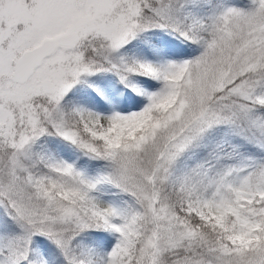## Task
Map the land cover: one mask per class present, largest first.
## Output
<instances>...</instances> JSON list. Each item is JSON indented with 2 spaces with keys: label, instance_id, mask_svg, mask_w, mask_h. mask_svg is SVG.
<instances>
[{
  "label": "snow or ice",
  "instance_id": "1",
  "mask_svg": "<svg viewBox=\"0 0 264 264\" xmlns=\"http://www.w3.org/2000/svg\"><path fill=\"white\" fill-rule=\"evenodd\" d=\"M0 264H264V0H0Z\"/></svg>",
  "mask_w": 264,
  "mask_h": 264
},
{
  "label": "rangeland",
  "instance_id": "2",
  "mask_svg": "<svg viewBox=\"0 0 264 264\" xmlns=\"http://www.w3.org/2000/svg\"><path fill=\"white\" fill-rule=\"evenodd\" d=\"M103 83H106L107 87H106V92L108 95L114 97V98H119L120 94H121V90L123 89V86L119 83V81L112 76L106 77L103 80ZM92 90L87 88L86 86L81 87L80 89H78L76 96L77 98H81V96H83V98H87V102H89V106L91 109L93 110H100L99 106L92 101L89 93ZM101 103H106L105 101L101 100ZM60 151L62 152L63 155H65L67 158H72L74 159L76 157V153L74 152V150L67 148L66 146L63 145H58Z\"/></svg>",
  "mask_w": 264,
  "mask_h": 264
},
{
  "label": "trees",
  "instance_id": "3",
  "mask_svg": "<svg viewBox=\"0 0 264 264\" xmlns=\"http://www.w3.org/2000/svg\"><path fill=\"white\" fill-rule=\"evenodd\" d=\"M103 86L105 87V90H106V87H107L106 83H103ZM77 99L82 105L90 108L89 102H87V100H86L87 98L85 99V98H83V96H81V98H77Z\"/></svg>",
  "mask_w": 264,
  "mask_h": 264
}]
</instances>
